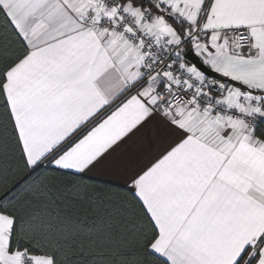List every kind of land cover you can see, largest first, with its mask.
I'll return each mask as SVG.
<instances>
[{
    "label": "snow or ice",
    "instance_id": "obj_1",
    "mask_svg": "<svg viewBox=\"0 0 264 264\" xmlns=\"http://www.w3.org/2000/svg\"><path fill=\"white\" fill-rule=\"evenodd\" d=\"M0 264H264V0H0Z\"/></svg>",
    "mask_w": 264,
    "mask_h": 264
},
{
    "label": "crops",
    "instance_id": "obj_2",
    "mask_svg": "<svg viewBox=\"0 0 264 264\" xmlns=\"http://www.w3.org/2000/svg\"><path fill=\"white\" fill-rule=\"evenodd\" d=\"M96 180H100V181H108V180H116L118 181L119 178L115 177L114 175H112L110 172H108L107 170H98L97 174H96Z\"/></svg>",
    "mask_w": 264,
    "mask_h": 264
},
{
    "label": "trees",
    "instance_id": "obj_3",
    "mask_svg": "<svg viewBox=\"0 0 264 264\" xmlns=\"http://www.w3.org/2000/svg\"><path fill=\"white\" fill-rule=\"evenodd\" d=\"M96 182L98 183V184H100V185H104V181H100V180H96Z\"/></svg>",
    "mask_w": 264,
    "mask_h": 264
}]
</instances>
